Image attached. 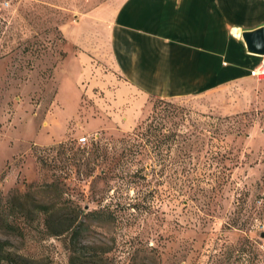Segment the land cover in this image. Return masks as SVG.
<instances>
[{"label": "rangeland", "instance_id": "rangeland-1", "mask_svg": "<svg viewBox=\"0 0 264 264\" xmlns=\"http://www.w3.org/2000/svg\"><path fill=\"white\" fill-rule=\"evenodd\" d=\"M110 4L0 0V199L26 204L19 232L0 227V238L35 264H68L67 233L46 231L31 203L57 200L82 222L78 242L118 264H264V198L254 200L264 190L255 182L264 173V74H254L261 84L238 112L205 110V95H150L124 121L109 66L91 59L76 78L64 66L60 24L96 7L106 15ZM206 149L234 159L206 158Z\"/></svg>", "mask_w": 264, "mask_h": 264}, {"label": "crops", "instance_id": "crops-1", "mask_svg": "<svg viewBox=\"0 0 264 264\" xmlns=\"http://www.w3.org/2000/svg\"><path fill=\"white\" fill-rule=\"evenodd\" d=\"M110 1L106 15L96 7L84 21L82 13L60 24L69 45L64 66L74 78L87 76L91 59L109 66L124 121L136 116L140 96L205 95V110L220 114L252 104L260 55L244 49L239 32L264 24V0Z\"/></svg>", "mask_w": 264, "mask_h": 264}, {"label": "trees", "instance_id": "trees-1", "mask_svg": "<svg viewBox=\"0 0 264 264\" xmlns=\"http://www.w3.org/2000/svg\"><path fill=\"white\" fill-rule=\"evenodd\" d=\"M228 116L229 115L225 117ZM224 134H226V132ZM213 151L216 153H220L223 158L225 157L228 160L234 159L233 155L229 153L230 150L228 149H225L221 152L217 150ZM213 151L211 149H206L203 151V154L207 153L209 156L207 155L206 158H208L213 155ZM223 165H225V163ZM212 175L215 177H219L223 174ZM255 182L257 183L258 188L264 189V173H262L260 178ZM51 184H53V182H50L48 186L50 187ZM211 187H214V184L211 185ZM25 195H28V193L23 194V199L25 198ZM254 196V200L256 199L258 202L260 198H264V190L256 192ZM20 197L21 196L19 195L12 194L7 196L4 200L0 199V227H5L8 231L19 232L20 216L22 214L23 207H25L26 205L23 201H18V198ZM14 201H17V203H14ZM31 203L33 210L41 213L43 225L46 231H48L50 234L67 233L65 237L67 241H64V243H66L65 246L67 247L68 264H118L112 260L110 261L109 259H106L104 256H101V250L97 251V248L95 249L91 245L78 242L77 239L79 238L82 222L77 221V216H75L74 214L68 216L62 215L63 211L61 210L64 208L62 202H59L57 200L42 202L33 199ZM263 204L264 202L259 203L260 210L262 209V207L260 206ZM97 211L99 210L96 209V213ZM93 212H95V210L91 211L90 214L93 215ZM231 221L235 223V221L237 220L236 218H234ZM9 244L10 242L8 241V239L0 238V264H35L37 262L38 258L36 259L23 252L21 253L16 249L9 247ZM102 250L105 251L104 249Z\"/></svg>", "mask_w": 264, "mask_h": 264}, {"label": "water", "instance_id": "water-1", "mask_svg": "<svg viewBox=\"0 0 264 264\" xmlns=\"http://www.w3.org/2000/svg\"><path fill=\"white\" fill-rule=\"evenodd\" d=\"M244 49L249 53L257 55L264 54V24H260L250 29H242L239 32ZM263 235V231L260 232Z\"/></svg>", "mask_w": 264, "mask_h": 264}, {"label": "built area", "instance_id": "built-area-1", "mask_svg": "<svg viewBox=\"0 0 264 264\" xmlns=\"http://www.w3.org/2000/svg\"><path fill=\"white\" fill-rule=\"evenodd\" d=\"M251 74H259V75H263L264 74V55L260 57L259 62L257 63V65H255L254 67H252L251 69ZM86 136L85 135H79L77 137V142H83L85 141Z\"/></svg>", "mask_w": 264, "mask_h": 264}]
</instances>
